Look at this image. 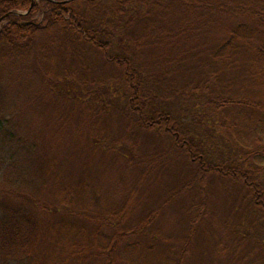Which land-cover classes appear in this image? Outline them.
Segmentation results:
<instances>
[{
	"label": "trees",
	"instance_id": "16d2710c",
	"mask_svg": "<svg viewBox=\"0 0 264 264\" xmlns=\"http://www.w3.org/2000/svg\"><path fill=\"white\" fill-rule=\"evenodd\" d=\"M0 17V264H264V0Z\"/></svg>",
	"mask_w": 264,
	"mask_h": 264
},
{
	"label": "rangeland",
	"instance_id": "374dc122",
	"mask_svg": "<svg viewBox=\"0 0 264 264\" xmlns=\"http://www.w3.org/2000/svg\"><path fill=\"white\" fill-rule=\"evenodd\" d=\"M9 97L12 99L13 98V94L9 95ZM15 102H10V108L7 110L8 112H11V114L13 116H15V121H17V102L15 105ZM7 169L4 170V165L2 163H0V184H2L4 182V174L6 172Z\"/></svg>",
	"mask_w": 264,
	"mask_h": 264
},
{
	"label": "water",
	"instance_id": "95a60500",
	"mask_svg": "<svg viewBox=\"0 0 264 264\" xmlns=\"http://www.w3.org/2000/svg\"><path fill=\"white\" fill-rule=\"evenodd\" d=\"M2 19H3V17H0V22H1Z\"/></svg>",
	"mask_w": 264,
	"mask_h": 264
}]
</instances>
